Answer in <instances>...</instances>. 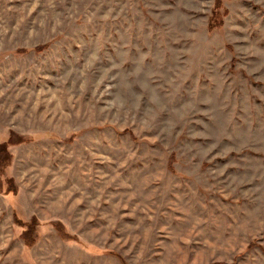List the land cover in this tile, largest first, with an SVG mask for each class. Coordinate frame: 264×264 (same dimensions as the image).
<instances>
[{"label":"rangeland","instance_id":"1","mask_svg":"<svg viewBox=\"0 0 264 264\" xmlns=\"http://www.w3.org/2000/svg\"><path fill=\"white\" fill-rule=\"evenodd\" d=\"M216 2L0 0V264H264V0Z\"/></svg>","mask_w":264,"mask_h":264},{"label":"trees","instance_id":"2","mask_svg":"<svg viewBox=\"0 0 264 264\" xmlns=\"http://www.w3.org/2000/svg\"><path fill=\"white\" fill-rule=\"evenodd\" d=\"M222 0H217L216 2V10H215V14L213 13L210 17L209 20V31H212L215 28L221 27L222 25V19H221V15H219L217 12L218 10L221 8L222 6ZM48 45H42V46H38L35 48V51L37 52H41L44 50V48L46 49ZM26 50H19V53H24ZM125 133H128L129 136L136 140V137L134 136V134L126 129ZM21 143H25V140L22 137H19L18 135L14 134L10 136V139L8 140L7 143H3L0 145V171H2L3 169L7 168L9 166V164L11 163V159L12 156L8 150V145L13 144L14 145H19ZM175 157V155L173 154L168 164V168L171 172H175L174 168L172 166L173 163V158ZM8 186L10 187L12 185V180L7 181ZM14 191V188H13ZM17 225L22 228V232L20 234V239L23 241L24 246L26 248H31L32 246L35 245V243L37 242V229L39 227V223L38 220L33 217L30 221L28 222H22V221H17ZM52 225L54 226V229L56 230V232L59 234V236L63 239V240H72L75 241V238H73V236H71L69 233H67L64 229V226L61 223H52Z\"/></svg>","mask_w":264,"mask_h":264}]
</instances>
